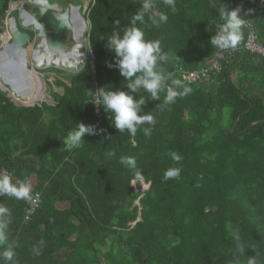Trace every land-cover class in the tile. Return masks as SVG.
<instances>
[{
    "label": "trees",
    "instance_id": "obj_1",
    "mask_svg": "<svg viewBox=\"0 0 264 264\" xmlns=\"http://www.w3.org/2000/svg\"><path fill=\"white\" fill-rule=\"evenodd\" d=\"M10 1L0 0V35ZM237 7L264 45V0H95L89 14L94 63L90 50L78 70L56 68L62 90L46 80L50 99L34 105L0 87V171L41 194L29 220L28 200L0 196V206L10 209L0 262L12 250L15 264H234L235 232L245 247L264 249V55L243 46L244 26L239 50L210 80L189 81L178 71L208 65L219 50L211 44L222 23L219 10ZM138 14L144 20L135 26L169 56L157 64L165 85L176 79L191 88L174 103H164L166 90L159 99L143 89L132 92L115 66L109 38L123 35ZM40 80L30 102L47 95ZM101 88L143 97L141 114L155 123L138 125L134 135L116 129L93 101ZM80 124L95 131L68 148L66 138ZM121 157L136 160L142 182L132 183ZM170 168H179V176L165 180Z\"/></svg>",
    "mask_w": 264,
    "mask_h": 264
},
{
    "label": "clouds",
    "instance_id": "obj_2",
    "mask_svg": "<svg viewBox=\"0 0 264 264\" xmlns=\"http://www.w3.org/2000/svg\"><path fill=\"white\" fill-rule=\"evenodd\" d=\"M167 3H172V0H166ZM145 8L149 5L146 3ZM251 11V10H249ZM239 7L232 10H219V17L222 23L219 30L211 38V44L218 49L235 50L241 41L242 29L245 26V20L240 15ZM63 19V17H62ZM144 17L138 14L132 18L133 26L127 28L123 35L119 32L113 33L109 38L108 44L110 50L115 54V66L119 69L120 74L126 79L127 87L135 92L137 89H143L146 93H150L153 99H159L161 90H166L164 99L165 104L174 103L177 96H183L191 92V88L181 84L179 80L172 79L171 86L165 85V75L162 68H158V59L167 61L168 55H161V46L159 41L146 39L145 32L136 27L137 21L143 23ZM160 21H166V15L159 16ZM112 67L111 64L108 65ZM46 82V80H45ZM182 88L183 91H177ZM49 94V91H48ZM93 101L102 105L105 111L110 115L113 125L116 129L123 132L125 129L129 133L135 134L138 125H152L155 119L151 114H141V106L144 104V99H134L133 95L126 91H109L101 88L93 97ZM93 126H85L80 124L76 130L70 132L66 138L68 148L73 146L79 147L80 142L85 133H93ZM144 134L148 135L149 130L144 129ZM174 160L179 161L180 156L173 154ZM120 163L130 166L133 172L134 179L132 183L142 182L144 177L137 171V162L132 157H121ZM180 173L179 168H170L165 170L164 179L178 178ZM31 185L27 180L15 179L10 173L0 171V196H7L16 200H30ZM10 217V209L5 206H0V241L6 238V229L8 227ZM232 239L235 242V251L238 254L234 257V264H241L240 257L247 259V264H259V259L264 256V249L261 246L245 247L242 237L239 232L232 234ZM252 248L256 253L252 257H246L247 249ZM3 262L6 264H15V253L12 250H5L2 254Z\"/></svg>",
    "mask_w": 264,
    "mask_h": 264
},
{
    "label": "water",
    "instance_id": "obj_3",
    "mask_svg": "<svg viewBox=\"0 0 264 264\" xmlns=\"http://www.w3.org/2000/svg\"><path fill=\"white\" fill-rule=\"evenodd\" d=\"M43 1L44 0H27L25 3V8L29 13L30 20H32V26L44 34L43 40L46 41L48 49L60 53L69 51L71 49V41H73V39L75 40L73 8H79L80 6L74 5L72 2L66 5L51 0H48V3H43ZM78 13L82 16L80 11ZM8 30L10 33V40L4 43L3 47L0 49L4 51V55L0 62H3L1 68L7 77L12 80L11 83L14 82L13 84L15 86H11V83H9L12 90L7 86L4 88V84L0 81V87L2 89H8L11 93L13 92L12 95L15 97V100L26 105H34L38 100L27 102L22 94L18 95L13 91L14 87H16L17 90L22 89L23 92L27 93L32 91L31 88L34 87L32 71L38 72L30 66L29 60V43L33 34L28 30H23L19 26L15 16L10 17ZM94 60L95 56L91 51L90 61L94 63ZM48 99H50V96L47 93V96L44 97L42 101ZM143 184H145V182H143Z\"/></svg>",
    "mask_w": 264,
    "mask_h": 264
},
{
    "label": "built area",
    "instance_id": "obj_4",
    "mask_svg": "<svg viewBox=\"0 0 264 264\" xmlns=\"http://www.w3.org/2000/svg\"><path fill=\"white\" fill-rule=\"evenodd\" d=\"M26 2H27V0H11L10 1L9 8H8L7 14H6V19H5V24L7 25V29L3 32V33H5V36H3V34H2V36H3L2 37V39H3L2 44L6 43V42H8L10 40V33H9V30H8L9 19H10L11 16H14L13 15L14 11H18L19 14H20V20H21L22 25L25 26V27H32L34 32H35V34L33 35L32 39H31V41L29 43V44H32L31 45L32 46V50H30L31 54H29V58L31 56V59L35 62L36 61L35 60V52L39 50L43 35H42V32H40L38 29H36V28H34V26H32V23H31V20H30V17H29V13L27 12V9L25 8V3ZM94 3H95V0H86L85 7H84L86 15L84 16L80 12L82 14V16L84 17V22L83 23L85 25V34H84V38L86 39L85 40V42H86L85 45H86V47H89L90 50H91V47H90V32H91L92 22L90 20L89 14H90V10H91V8H92ZM75 8H73V12H74ZM79 8L76 9L78 12H79ZM243 8H244V6H243ZM245 26L249 28V35H248V38H247V40H246V42L244 43L243 46L246 49H248V50H250L252 52H257V53H261V54L264 55V45L262 43L258 42L257 34H256V31H255L253 25L250 22L245 21ZM7 36H8V38H7ZM238 50H239L238 47L234 51L233 50H224V51H222V50L219 49L217 51L216 55L211 60L208 61V65L207 66H204V67H201V68H198V69H185L183 67H180L178 69V71H180L182 73L183 77L186 80H189V81H196V80H199V79H202V78L210 80L211 72L212 71L220 72L222 70V68H223L224 62L225 63L228 62V55L231 54V53L237 52ZM87 56H88V54H87ZM87 56L84 59V62H83L82 65L85 64V62H86V60L88 58ZM36 64H35V66L33 68L37 71V69L35 68ZM79 65H81V64H79ZM82 65H81V67H82ZM37 68H38V66H37ZM38 101L42 102V100H38ZM3 172L10 173L8 170H4ZM148 187H149V185H148ZM31 196H32V198L30 200H28L29 207L27 208V214H26V217H25L26 220H29L30 214H32L36 210V208L39 206V204L41 202V194L40 193H32Z\"/></svg>",
    "mask_w": 264,
    "mask_h": 264
},
{
    "label": "rangeland",
    "instance_id": "obj_5",
    "mask_svg": "<svg viewBox=\"0 0 264 264\" xmlns=\"http://www.w3.org/2000/svg\"><path fill=\"white\" fill-rule=\"evenodd\" d=\"M52 1L60 2L62 4H66V5H68V3H70V2H72V3L76 4V5H80L79 11L84 16L86 15L85 14V10H84L86 0H52ZM78 14H79L78 11L75 10V13H74V16H73L74 17L73 19L75 20V27H74L75 28V32H74L75 40L73 39V41H71L72 42L71 43V49L67 53L58 54L56 52L51 51L48 48H45V44H42V42H44L43 38H42L39 50L35 52V56L39 57L38 60H37V58H35L37 60V61H35L37 64L31 59V56H30V59H29L30 60V66L34 67L35 64H36L35 68L38 71V73H36L35 71H32L33 72V76H34V78H36V81H37L38 85H40V87H42V82H41L40 78H43L44 81L45 80H50V81L54 82V87L55 88H59L60 90H62V88L58 87V85L56 84L55 77L53 75V74H55V75H57L59 77V74L57 73L58 70L56 68L62 69L63 71H76L83 64L84 59L86 58L87 54L90 53V49L88 47H86V45H85L86 44V42H85L86 39L84 38L85 25L83 23V20L80 19V17L78 16ZM13 15L16 16L18 24L23 30H28V31L34 32L32 27H25V26L22 25L21 20H20V14H19L18 11H14ZM2 34H3V36H5V33H2ZM2 34L0 35V49L4 45V44H2V41H3ZM81 34H82V36H81ZM80 36H81V39H80ZM258 42L259 43H263V41H258ZM31 45L32 44H29L30 50H32V46ZM50 63H52V64L50 65ZM53 63H55V64H53ZM79 64H81V65H79ZM37 66H38V68H37ZM48 69L52 70L53 72H50ZM2 72L3 71L0 69V73L1 74H2ZM2 78L5 80L4 77H2ZM46 85H47L46 86V90L48 92L50 85L47 84V83H46ZM8 86H10V84ZM3 87L6 88L5 85H3ZM4 90L8 91L10 95L13 94L8 89H4ZM13 91L16 92L15 90H13ZM16 94H17V92H16ZM13 98H15V97L13 96ZM31 98H32V96L30 98L28 97V98H25V99L27 100V102H30ZM148 185L149 184H146V183L144 184V186L146 188L148 187ZM134 186H136V185H134ZM0 205H1V203H0ZM68 205H69V203H59V206H61V207H66ZM12 238H13V236H12Z\"/></svg>",
    "mask_w": 264,
    "mask_h": 264
},
{
    "label": "bare ground",
    "instance_id": "obj_6",
    "mask_svg": "<svg viewBox=\"0 0 264 264\" xmlns=\"http://www.w3.org/2000/svg\"><path fill=\"white\" fill-rule=\"evenodd\" d=\"M43 3H48V0H44L43 1ZM78 16L80 17V19H82L83 20V22H84V19H83V17L81 16V15H79L78 14ZM73 21L75 22V20L73 19ZM74 27H75V25H74ZM75 32V31H74ZM84 34H85V29H84ZM42 35L44 36V34L42 33ZM81 36H82V34H81ZM81 36H80V39H81ZM43 38V37H42ZM44 42H42V44H45V48H47V44H46V41L45 40H43ZM79 44V43H78ZM81 44V43H80ZM51 50V49H50ZM51 51H53V52H56V51H54V50H51ZM68 51H66V52H64V53H67ZM56 53H58V54H63V53H60V52H56ZM39 54V53H38ZM3 55H4V51H1L0 50V60H1V58L3 57ZM35 58H37V60H38V56H35ZM77 58V57H76ZM54 59V58H53ZM36 60V59H35ZM36 60V61H37ZM47 61V60H46ZM72 62V61H71ZM76 62V61H75ZM81 62V61H80ZM3 63V62H2ZM1 62H0V69L3 71V69L1 68L2 67V64ZM52 63H50V65H51ZM53 64H55V63H53ZM77 66V65H76ZM78 67V66H77ZM4 72V71H3ZM2 72V74L0 73V78H1V80H2V82L3 83H5V84H7V85H9V83H11L12 82V80L11 79H9L8 77H7V75L5 74V72L3 73ZM2 77H4L5 78V80L2 78ZM32 77H33V85H34V87L33 88H31V90L32 91H29V92H23L22 91V89H18L17 90V88L16 87H14V90L17 92V94L18 95H20V94H22L25 98L26 97H31L32 96V94H33V92H34V90H36V88H37V82H36V80H35V78H34V76H33V72H32ZM14 83V82H13ZM13 83H11V85L12 86H15ZM17 86V85H16ZM28 88V87H27ZM26 88V89H27ZM47 96V95H46ZM45 96V97H46Z\"/></svg>",
    "mask_w": 264,
    "mask_h": 264
},
{
    "label": "crops",
    "instance_id": "obj_7",
    "mask_svg": "<svg viewBox=\"0 0 264 264\" xmlns=\"http://www.w3.org/2000/svg\"><path fill=\"white\" fill-rule=\"evenodd\" d=\"M74 5H76V4H74ZM75 10H76V8H75ZM75 10H74V13H75ZM74 16V15H73Z\"/></svg>",
    "mask_w": 264,
    "mask_h": 264
}]
</instances>
